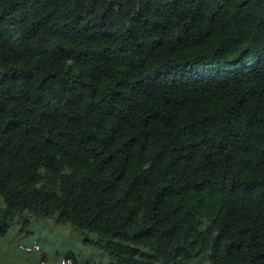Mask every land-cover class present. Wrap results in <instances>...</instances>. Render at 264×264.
I'll return each mask as SVG.
<instances>
[{"label":"trees","instance_id":"16d2710c","mask_svg":"<svg viewBox=\"0 0 264 264\" xmlns=\"http://www.w3.org/2000/svg\"><path fill=\"white\" fill-rule=\"evenodd\" d=\"M0 198L2 238L264 264V0H0Z\"/></svg>","mask_w":264,"mask_h":264},{"label":"crops","instance_id":"0c3cea01","mask_svg":"<svg viewBox=\"0 0 264 264\" xmlns=\"http://www.w3.org/2000/svg\"><path fill=\"white\" fill-rule=\"evenodd\" d=\"M1 207H4V204L1 205L0 208ZM29 220L30 227L28 232L22 233V226L18 223L11 228L10 232L5 237H0V263L14 262L17 264H36L43 259L57 261L61 256H65L68 252L77 255L80 263H86L87 259L84 250L80 255L78 252L72 250L71 247L64 246L63 252H60V243L52 238V234L59 232L53 231L47 225H41L34 222L32 218ZM36 225L41 228V231L36 229ZM34 243H38L41 246V252L26 254L19 249L20 244L30 246Z\"/></svg>","mask_w":264,"mask_h":264},{"label":"rangeland","instance_id":"374dc122","mask_svg":"<svg viewBox=\"0 0 264 264\" xmlns=\"http://www.w3.org/2000/svg\"><path fill=\"white\" fill-rule=\"evenodd\" d=\"M3 200L0 198V206L3 205ZM26 218H29L34 220V222H37L38 224H44L49 226L53 231L59 232L52 234V238L57 240L61 247L60 252H63L64 246L71 247L72 250L75 252H78L80 255L82 254V251L84 250L86 253V263H80L78 261V264H111V260L109 257L108 252L99 246L96 245L94 240L97 239V236L95 234H90L89 240H92L90 242H87V239L85 238V233L81 231L74 230L70 225H63L55 220H48V219H40L32 214H28ZM36 229L38 231H41V228L36 225ZM66 236H62V235ZM86 239V240H85ZM38 244V243H34ZM33 244V245H34ZM25 245V244H20ZM19 245V246H20ZM29 246V245H26ZM32 246V245H30ZM79 256V255H78ZM64 256H61L62 258ZM80 257V256H79ZM17 264V263H16ZM195 264H210L209 258L203 257Z\"/></svg>","mask_w":264,"mask_h":264},{"label":"built area","instance_id":"2783aa9c","mask_svg":"<svg viewBox=\"0 0 264 264\" xmlns=\"http://www.w3.org/2000/svg\"><path fill=\"white\" fill-rule=\"evenodd\" d=\"M19 249L26 254H33V253L41 252V246L39 244H34L32 246L20 245ZM0 264H16V263L5 262V263H0ZM36 264H76V262L72 258L62 257L58 259L57 261H50V260L43 259L37 262Z\"/></svg>","mask_w":264,"mask_h":264}]
</instances>
